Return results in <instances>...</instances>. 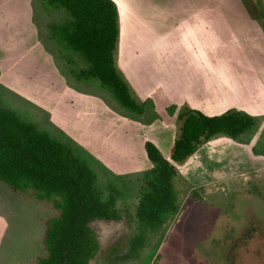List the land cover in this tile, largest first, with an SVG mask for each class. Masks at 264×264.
<instances>
[{
    "label": "rangeland",
    "instance_id": "obj_1",
    "mask_svg": "<svg viewBox=\"0 0 264 264\" xmlns=\"http://www.w3.org/2000/svg\"><path fill=\"white\" fill-rule=\"evenodd\" d=\"M31 2L35 9L32 22L37 25L39 42L49 56L46 64L41 57L32 55L33 68L30 70L37 84L45 81L43 87L54 86L53 89L60 91V83L52 82L55 72L65 79L68 87L97 95L124 118L143 125L159 120L177 127V108L181 107L178 102L182 99L170 100L159 86L143 98L124 70L126 62L136 70V61L142 58L152 64L156 54L146 51L145 47L151 46L156 39L153 27L159 25L157 16L162 11L168 14L161 20L172 29V37L178 42L192 43L198 48L197 61L203 65L208 59L212 65L207 82L199 84L190 77L195 80L191 83L195 89H200V85L207 89L208 108H217L219 99L224 109L234 106L233 109L245 111L256 119L255 128L239 140L225 135L214 136L199 149L193 160L178 166L179 173L173 180L177 212L156 232L144 234L139 253L130 256L131 240L141 236L137 210L143 194L149 190L154 168L153 164L144 170H127L131 167L127 165H133L130 155L140 154L138 141L141 140L129 139L128 146L121 147L124 130L103 121L97 109L85 118L90 128L88 134H93L96 126L103 131L108 124L103 132L116 136V147L110 145L108 149L99 141L94 148L83 146L70 135L72 130L78 131L75 126L69 127V133L62 130L53 122L50 112L25 98L17 85L16 88L12 86L17 91L14 92L15 89L0 84V106L71 146L96 174L102 198L109 200L113 196L116 199L121 221L94 224L100 250L91 264H227V250L233 241L246 235L249 228L264 230V0H136L132 4L123 3L116 61L134 95L146 104L141 117L126 111L99 82L78 80L74 72L85 66L84 61L54 38L57 27L67 19L66 12L49 9L47 0ZM145 15L149 16L146 24L142 19ZM175 18L180 19V24ZM175 53L178 61L174 64L181 72L195 67V61L188 57L186 50L178 49ZM169 75L166 77L170 81L176 80L173 72ZM48 101L66 106L64 113H83L88 109L86 106L70 111V97L49 98ZM174 128L171 126L170 132ZM235 148L250 154L251 161L248 162L247 153L246 156L234 153ZM92 151H107L108 158L104 155L107 162L119 168L122 162V168L108 167ZM112 159L117 160L118 165ZM56 215L52 202L23 199L0 182V264H35L38 258L45 256L46 226Z\"/></svg>",
    "mask_w": 264,
    "mask_h": 264
},
{
    "label": "trees",
    "instance_id": "obj_2",
    "mask_svg": "<svg viewBox=\"0 0 264 264\" xmlns=\"http://www.w3.org/2000/svg\"><path fill=\"white\" fill-rule=\"evenodd\" d=\"M49 9L66 12L67 19L54 32L61 46L79 56L85 66L74 72L78 80L97 81L131 115L143 116L145 102L138 100L117 66L121 10L114 0H47ZM177 135L170 159L146 141L154 164L149 190L137 210L141 236L131 240L136 256L143 235L156 232L177 212L174 178L178 166L193 160L212 137L239 140L256 126V119L231 110L208 116L188 105L178 107ZM0 182L21 198L52 202L57 215L46 226V255L35 264H91L100 250L94 224L119 222L116 199L104 200L97 176L69 145L56 140L15 112L0 106ZM227 264H264V230L249 228L227 250Z\"/></svg>",
    "mask_w": 264,
    "mask_h": 264
},
{
    "label": "crops",
    "instance_id": "obj_3",
    "mask_svg": "<svg viewBox=\"0 0 264 264\" xmlns=\"http://www.w3.org/2000/svg\"><path fill=\"white\" fill-rule=\"evenodd\" d=\"M31 1L32 0H0V84L11 88V90H14L17 85V87L23 90L18 89L25 94L23 95L25 98L31 100L33 103H37L49 111L53 122L62 130L69 133V127L71 125L75 126L74 129H77L78 131L76 132L72 130L73 134L70 135L83 146L90 145L94 148V146H98L99 141L108 149L110 145L115 148L117 143L116 136H111V134L107 135L103 132L108 129V124H105V129H103V131L98 130L96 126L94 133L90 135L88 134L90 128L86 126L85 118L89 117L92 112H95L98 109L103 121L108 122L110 126H118L122 131L124 130L121 134L124 135L121 137V139L124 138V140H121L123 142H120L121 147L125 145L127 147L129 139H131V141L136 139L141 140V142L138 141V150L140 154L137 157L133 154L130 155L132 159L130 161L133 165H127V167L131 166L128 167L130 169L126 168L127 170H144L153 166V163L149 160L145 150V143L147 140L154 143L166 159H170L177 135L176 125H171L175 128L173 132H170L171 126L164 124L159 120L152 123V125H143L141 122L124 118L123 116H120L121 114L118 115V113H114V110L108 107L105 101L97 95L68 87L65 79L61 75H56L55 72L53 73L52 82L55 81L60 83L58 86L60 91L55 88L53 89L52 87L54 86H51V88L43 87L42 83H45V81H39L38 83L40 84H37L36 79L33 80L32 77L34 76V73L30 70V68H33L32 55H35L38 58L41 57V60H45L46 64L49 62V56L45 53V46L39 42L37 25L32 22V16L33 20L35 17V9L32 7ZM114 1L118 4L121 10V36L122 10L124 8L123 3L130 2V4H132L136 0ZM167 15V13L159 11L157 16L159 25H154L153 27L155 31L154 38L156 39H153L151 46L146 45L145 47L146 51L150 50L156 54L153 56L154 59L152 64H150L151 62L148 59L142 58L136 61V70H134L132 64H127L126 62L124 65L126 74L132 83L138 86L137 89L140 91L141 96L143 98L148 97L151 94L150 91L153 88H156V86H159L164 91V95L170 100L182 99L181 102L177 101L180 103L179 105H181V107L188 105L208 116L222 115L231 110L241 111L233 109L234 106L224 109L225 106L223 101L219 99L217 102V108H208L210 99L209 95L206 94L207 89L201 88V85L198 86L200 89H195V86L191 84L194 83L195 80H192L190 77L195 78L199 84L207 82L211 64L208 59H202L204 60L203 65L197 61L198 57H195V55L198 56L196 54L198 48H194L192 43L178 42L176 38L172 37L170 34L172 29L165 26V24L162 23L163 20H161ZM145 16L147 19L142 18L144 24H146L149 18L148 15ZM179 20V18H175V21L178 24H180ZM178 49L186 50L188 57L195 61L196 65L194 68H191V71H188L187 67H185L189 73L181 72V69L174 64V62L178 61V54L175 53ZM169 52L171 53L169 54ZM166 72L168 74H166ZM171 72L176 76V80L173 82L166 77L171 74ZM197 74H199V76ZM12 86L15 88L12 89ZM15 91L16 89L14 92ZM197 96H199L200 99H197ZM55 97H64L65 99L66 97H70L69 104L71 106H68L71 107L70 111L75 110L76 108L84 109L86 106L88 109L83 111V113H76L75 111V114L69 112L64 113V111H66V106H60L59 103L53 105L48 101L49 98L51 99ZM92 152L108 167H115L117 169L122 168V162H120L121 168L113 166L107 162V159L104 158V155L108 158V155H106L107 151ZM234 153L246 156L245 154L247 152H241L240 148H235ZM247 155L249 162L251 161V155L248 153ZM125 157L126 161L130 162L128 160L129 156L125 155ZM111 161L118 165L117 160L112 159Z\"/></svg>",
    "mask_w": 264,
    "mask_h": 264
},
{
    "label": "flooded vegetation",
    "instance_id": "obj_4",
    "mask_svg": "<svg viewBox=\"0 0 264 264\" xmlns=\"http://www.w3.org/2000/svg\"><path fill=\"white\" fill-rule=\"evenodd\" d=\"M259 12H260V11H259ZM262 13H263V12H262ZM262 13H261V14H262ZM259 228H261V227H259Z\"/></svg>",
    "mask_w": 264,
    "mask_h": 264
}]
</instances>
